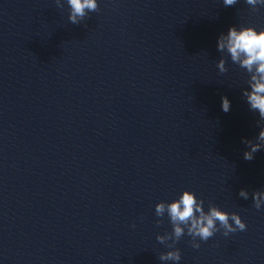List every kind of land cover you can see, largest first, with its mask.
<instances>
[{"label":"clouds","instance_id":"clouds-1","mask_svg":"<svg viewBox=\"0 0 264 264\" xmlns=\"http://www.w3.org/2000/svg\"><path fill=\"white\" fill-rule=\"evenodd\" d=\"M238 0H223L224 6H234ZM246 4L251 6L253 12L264 7V0H245ZM69 6L68 21L72 24H80L89 13L97 12L99 5L97 0H66ZM58 7L63 8L61 0H56ZM217 50L221 53H227L232 63L246 70L249 75L247 84L249 89H244L243 97L251 111L258 112L260 122H264V29L257 30L254 26L241 25L239 28L231 26L227 33H221L217 39ZM219 73L228 71L226 60L221 58L217 63ZM221 108L227 113L230 111V101L227 96L221 98ZM256 143L245 140L250 150L243 153L245 160L254 159V153L261 150L264 146V128H261L257 136ZM239 195L248 199L249 193L241 189ZM253 206L260 210L264 205V191H255L252 193ZM167 217L171 223L172 231L164 235H157L159 243L168 247L167 252L160 253V261H172L175 264L181 260L179 248L175 244L185 235L191 238V246L194 249L200 248V241L207 242L217 232L224 236L237 231H245L246 223L236 212L229 213L221 210L218 206L209 202L208 210L205 211L204 200L198 199L196 194L189 190H184L178 199L171 202L161 201L155 205V215L157 217ZM231 221V222H230ZM163 223L162 219L156 221L157 227ZM135 227V224H133ZM171 241V243H169Z\"/></svg>","mask_w":264,"mask_h":264}]
</instances>
